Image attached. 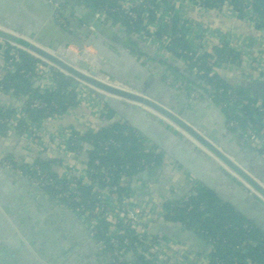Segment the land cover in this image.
<instances>
[{
	"label": "crops",
	"instance_id": "0c3cea01",
	"mask_svg": "<svg viewBox=\"0 0 264 264\" xmlns=\"http://www.w3.org/2000/svg\"><path fill=\"white\" fill-rule=\"evenodd\" d=\"M180 3L181 1L176 0L174 2L175 8L179 13H186L190 20L221 33H226L229 36H236L251 50H259L260 48L262 50L260 32L254 28L236 20L226 19L214 11L187 7ZM79 4L84 6L85 11L93 10L86 4ZM63 26H65V22H63ZM0 27L2 26L0 25ZM115 27L118 30L119 37L126 38L125 35L121 34L120 26L115 25ZM45 31L46 35H43V40L49 47L54 44L53 37L56 34L52 30L46 29ZM134 49L137 52V58L146 66L152 76L150 82L141 85L140 92L145 97L179 115L188 112L196 118L195 122L198 121L205 130L215 135L220 134V127L221 125L223 127V122L214 114L200 111L204 109L202 98L189 100L182 93L165 86L164 82L167 79L177 80L182 75L187 74L182 61L172 59L163 53L160 54L157 48L144 42L143 46ZM260 54L264 55V51ZM4 72V66L0 60L1 78ZM217 73L233 86L251 87L258 97H264V86L261 92L257 89L259 85L264 84V78L257 71L249 70L243 66L238 68L223 66ZM163 77H166V79L163 80ZM32 82L35 87H46V82L41 77L34 78ZM81 96L85 97L81 99L77 107L69 110L64 116L49 120L42 125V140L40 141L44 144L43 148L48 149L46 155L41 154L39 149L31 145L28 140L29 137H25L28 135L25 131L23 133L25 136L22 134L21 138L19 135L10 132L4 137H0V156H10L14 161L21 163L34 161L37 158L51 161L53 163L52 171L62 181L73 177H81L83 175L82 166L86 165L87 161L85 149L82 155L76 158L72 154L66 157L63 156L58 147L48 148V144L52 143V135L58 131L94 133L108 123L107 117H97L96 115L97 111L103 108L105 104L93 96L87 88ZM128 103L140 109L143 115H148L151 120L193 149L213 167L211 174L213 177L210 180L213 186L211 185L212 189L210 190L198 180H195L185 169L143 136L146 139V145L155 147L158 152L164 154L165 158L161 169L157 172H151L153 175L150 178L143 180L140 177L132 181L131 187L136 192L133 194L131 204L136 207L144 206L148 214H151L150 231L155 236L174 240L181 244L183 248H190L193 252L199 250L200 247L194 240H184L186 232H181L175 229V226L168 225L166 221L158 219L162 204L170 201L172 196H182L185 190L197 185L217 193L227 204H229L228 201L238 205L241 204L244 214L247 215L246 218L243 217L264 232V202L259 197L203 148L165 119L151 110ZM105 106L108 108L107 105ZM108 110L110 109L108 108ZM110 111V122H124L120 116L112 110ZM105 112L107 114L106 109ZM227 131L230 130L227 129ZM258 152L264 158V154ZM237 187L245 192L246 198L236 196L235 188ZM23 191L28 192V186L20 176H15L9 172H0V264H105L95 247H93L90 238L88 237L90 242L87 243L83 237L78 235L79 230L88 235L89 233L72 212H67L70 218L68 219L66 213L64 214V212L58 211V208L51 207L42 198H34ZM58 213L61 215L60 217L57 216ZM202 264H205V262Z\"/></svg>",
	"mask_w": 264,
	"mask_h": 264
},
{
	"label": "trees",
	"instance_id": "16d2710c",
	"mask_svg": "<svg viewBox=\"0 0 264 264\" xmlns=\"http://www.w3.org/2000/svg\"><path fill=\"white\" fill-rule=\"evenodd\" d=\"M148 1L155 9H158L160 2L170 8L173 6L172 0ZM192 1L198 5H203L206 9H216L222 3V0L215 2L213 0ZM77 2L86 4L91 9L102 6L114 7L117 0H79ZM233 3L240 4L238 10L240 18L244 14L242 5L247 4L264 19V0H233ZM148 19L149 21L154 19L153 12L150 13ZM109 21L119 25L121 34L125 35L126 38L133 37L139 30L144 31L145 37L151 35L142 27L141 20L131 22L124 18L112 16ZM180 22L179 18L171 20L170 35L172 39L167 47L166 55L182 61L186 67L187 74L177 79V81L184 80L187 83V91L182 93L184 97L187 98V93L192 90H200L206 93L208 90L231 89L239 97V100L233 104L234 106H225L218 96H214L213 102L226 116L228 112H231L232 114L228 118L239 120L242 126L247 128V124H251L252 129H264V97H258L251 87L233 86L217 73L223 66L241 67L240 54L229 49L226 45L217 46L210 42L206 52L198 58L199 63L198 59L192 60V58L187 57V54L193 53L195 55L198 51L193 52L194 43L190 45L186 42V37L179 28ZM260 29H263L262 24L255 28V30ZM163 34L165 31L159 29L154 35L156 39H160L163 38ZM2 49L4 61L12 60V62L10 70L4 68L5 72L0 84L12 90L13 98L10 101L0 99V137H4L10 131L8 120L10 121L16 113L14 103L19 98L26 100L21 106V119L16 123L13 130V133L19 136L24 131L30 130L31 124L39 123L53 115L62 117L80 103V94L75 89V82L72 78L55 70L51 75V84L45 88L35 87L32 82L33 79L41 77L35 73L37 72L36 67L43 65V62L30 53L0 40V50ZM13 57H16L17 60L13 61ZM194 67L198 69L195 77L192 73ZM201 72L202 74H200ZM27 74H31V76H27ZM162 79L165 80L166 77ZM33 102H39L45 106L43 108L33 107ZM234 107L237 108L235 112L231 110ZM103 108L107 110L105 117L109 121L98 131L94 133L71 132V138L76 139V142L91 143V149L86 150V165L88 169L94 172L92 181L100 183V178L104 175L103 169L110 176L111 184L114 185H117L123 176L132 183L134 179L140 178L146 170L159 171L165 158L164 154L158 152L153 146L148 147L146 139L129 124L121 121L110 122L109 113L111 114V111L105 105ZM256 150L264 154V146ZM5 158L20 167L24 168L25 166L21 162L14 161L10 156H5ZM33 162L47 170L57 183L65 182L59 180L55 172L52 171L53 163L51 161L37 158ZM34 175V172L24 170L26 179ZM92 189V186L83 187L81 189L82 195L87 198ZM45 192L55 195L51 189H46ZM92 207L93 204L89 203L88 208L91 209ZM160 207L162 208V218L168 225L175 226V229L181 232H188L191 237L196 238L200 248L194 253L203 255L205 264H264V232L237 213L217 193L197 185L185 190L182 196H172L170 201L165 202ZM74 208L75 206H70V209L74 210ZM105 228V226H99L97 239L105 237ZM126 235L130 237L132 243L137 242L132 232L127 230ZM187 250L193 252L190 248ZM136 261L139 264H156L151 258L138 254H136Z\"/></svg>",
	"mask_w": 264,
	"mask_h": 264
},
{
	"label": "built area",
	"instance_id": "2783aa9c",
	"mask_svg": "<svg viewBox=\"0 0 264 264\" xmlns=\"http://www.w3.org/2000/svg\"><path fill=\"white\" fill-rule=\"evenodd\" d=\"M48 1L57 7V4H54L51 0ZM74 1L77 2L79 0ZM175 1L176 0L171 1V4L173 5L171 8L160 2L158 9H155L148 0H117L116 6L92 8V13L96 18L105 23L108 22L112 16L124 18L131 22L141 20L142 27L151 35L145 37L144 31L139 30V32L133 37L145 44L153 45L159 50L160 54H166L167 47L172 39L170 35V29L172 27L171 20L173 18H179L181 20L179 28L183 31L186 37V42L190 45L194 43L195 51L193 50V52L198 51L195 55H193V53H188L187 57L196 61L206 52L207 45L210 42L217 46L226 45L229 49L240 54V60L243 67L255 72L257 71L262 78H264V55L260 54L264 51V19L257 11L252 10L247 4L242 5L244 7V14L243 17L240 18L238 13L240 4L236 5V3H233V0H222V3L218 8L207 9L218 13L226 19L239 21L254 29L256 26L262 24L263 29L257 30L261 35L262 42L260 39L259 40L263 46L262 50L261 48L259 50H251L244 45L242 40L238 37L229 36L226 33L210 29L205 25L190 20L186 13H179L174 6ZM180 1V4L187 7L206 9L203 5H198L192 0H179V2ZM213 1L215 2L216 0ZM151 12L154 14V19L149 21L148 17ZM110 23L111 21L107 24ZM159 29L164 30L165 34H163V38L156 39L154 34ZM0 30L9 32L4 27H0ZM16 48L22 50L18 47ZM69 48L70 47L66 48V51L63 53L64 55L69 53ZM82 55L83 54H81V56ZM92 55L95 56L96 54L92 53ZM81 56H79V60H81ZM75 59H77L76 55L74 60ZM0 60L2 61L4 68H9L10 70L12 60L4 61L3 49L0 50ZM16 60L17 58L13 57V61ZM41 61L43 62V65H38L36 67L37 72L35 73L41 75V78L44 79L47 86L52 82V72L58 69L46 61ZM95 68L99 69L98 64H95ZM197 72L198 69L194 67L192 69L194 77ZM200 74H202V72ZM27 76H31V74H27ZM101 77L104 78V80H102L104 82L109 80L104 75L100 76V78ZM74 82V87L80 94L79 97L83 99L85 96L81 95L85 92L87 86L79 81L74 80ZM164 83L165 86L171 88L173 91L180 93H185L187 91V83L184 80L177 81L167 79ZM187 95L189 100H199L202 96H205L212 101L214 96H218L219 99L224 102L225 106L229 105L231 107L239 100L238 95L231 89H218L215 91L208 90L206 93L200 90H192L189 91ZM12 98V90L7 86L0 84V99L10 101ZM25 101L24 98L15 100L14 107L16 108V113L10 121L8 120V127L11 131H9L10 133L14 132V126L21 119V106L24 105ZM32 106L43 108L45 105L40 104L39 102H33ZM231 110L235 112L237 111V108L234 107ZM231 114V112H228V115H225L226 127L239 136L240 145L253 150L261 149L264 145V129H252L251 124H247L248 127L246 128L242 126L239 120L228 118ZM96 115L97 117L103 116V118H105L106 112L103 108H100ZM57 118L60 117L53 115L45 118V120L39 123L31 124L30 130H26L28 135L25 136L23 134V136L27 138L29 137L28 140L31 142V145L39 149L41 154L46 155L48 151L47 148H43L44 144L40 141L42 140V125L49 120ZM71 132L72 131L62 130L54 133L51 137L52 143L48 144V148L52 149L58 147L63 156L66 157L67 155L72 154L76 158L82 155L84 149H91V143H84L82 141L76 142V139L71 138ZM22 164L25 165V169L7 160L4 156H0V172H10L15 176L24 177V170L32 171L35 175L27 179L31 186L43 191L51 189L55 192V195L47 194L52 197L53 201L56 202L59 207L71 211L77 217L79 222L89 233V237L91 238L97 253L101 256L105 264H139V262L136 261V254L151 258L156 264H202L205 262V257L203 255L188 252V250L183 248L178 242L160 238L150 231V223L152 222L151 214H148L143 206L136 207L131 204V199L136 190L131 187V183L127 177L123 176L120 182L117 185H114L111 184L110 176L105 173L103 169L102 172L104 175L100 178V183L98 181H92V175L94 172L91 171V169H88L87 165L84 164L82 166L83 175L81 177L69 178L68 180H65L62 185L57 183L49 175L47 170H44L33 161H25ZM145 172L151 171L146 170ZM88 186H92L93 189L90 196L85 198L82 195L81 189ZM184 201H186V198H184ZM89 203L93 204L91 209L88 208ZM71 205L75 206L74 210L70 209ZM162 215L163 214L160 211L158 219L163 220ZM100 225L106 227L104 230L105 237L97 239L96 236ZM127 230L133 233L137 242L132 243L130 237L126 235Z\"/></svg>",
	"mask_w": 264,
	"mask_h": 264
},
{
	"label": "water",
	"instance_id": "95a60500",
	"mask_svg": "<svg viewBox=\"0 0 264 264\" xmlns=\"http://www.w3.org/2000/svg\"><path fill=\"white\" fill-rule=\"evenodd\" d=\"M51 1L57 7L48 0H0V25L11 31L0 30V40L50 63L67 77L85 84L93 96L107 105L125 123L211 190L213 167L206 159L128 102L153 111L203 148L264 202V158L258 151L240 145L238 136L227 131L226 116L216 103L202 96L204 109L200 111L214 114L223 122L218 135L201 127L192 114L185 112L179 115L145 97L140 88L143 83L150 82L152 76L139 61L134 49L143 46V42L134 37H119L115 24L99 20L92 11H85L84 6L74 0ZM62 20L65 21V26ZM46 29L56 34L53 37L54 44L49 47L43 40ZM86 45L95 50L97 56L93 57L99 69L82 59L75 63L66 55L58 53L59 49H66L68 46L83 50ZM103 75L109 79L107 82L100 79ZM263 86L261 84L257 89L261 92ZM152 175L151 172H144L141 178L147 180ZM21 179L28 186V192L23 191L25 194L42 198L51 207L66 213V217L70 219L69 210L59 207L50 195L29 185L24 177ZM235 192L238 198H246L241 188H235ZM40 202L43 204L42 200ZM228 203L240 215L247 217L241 204L232 201ZM184 235L185 241L194 240L200 246L196 238L191 237L188 232Z\"/></svg>",
	"mask_w": 264,
	"mask_h": 264
},
{
	"label": "rangeland",
	"instance_id": "374dc122",
	"mask_svg": "<svg viewBox=\"0 0 264 264\" xmlns=\"http://www.w3.org/2000/svg\"><path fill=\"white\" fill-rule=\"evenodd\" d=\"M61 22L63 23V22H65V21L62 20ZM9 32H11V31H9ZM68 47H70L69 50H68V52H69V53H72L74 56L76 55V57H77V59L73 60V62H75V63L79 61L78 58H79V56H81V54H84V53H86V52L89 53V54H92V53L95 54V53H96L95 50H94L93 48L89 47L88 45L84 46V47H83V50H78L77 48H75V47H73V46H68ZM64 51H66V49H63V48H62V49H59V50H58V53L64 56V54H63ZM96 56H97V54H96ZM9 173H10V172H9ZM143 207H144V206H143ZM144 208H145V207H144ZM145 209H146V208H145Z\"/></svg>",
	"mask_w": 264,
	"mask_h": 264
},
{
	"label": "bare ground",
	"instance_id": "6f19581e",
	"mask_svg": "<svg viewBox=\"0 0 264 264\" xmlns=\"http://www.w3.org/2000/svg\"><path fill=\"white\" fill-rule=\"evenodd\" d=\"M66 57L69 59V60H71V61H73L74 60V58H75V56L74 55H72V54H66ZM81 59L83 60V61H85V62H87V63H89L90 65H92V66H95V64H97L96 63V60L94 59V57H93V55L92 54H89V53H85V54H83L82 56H81ZM101 80H104V78H100Z\"/></svg>",
	"mask_w": 264,
	"mask_h": 264
},
{
	"label": "flooded vegetation",
	"instance_id": "af4514ba",
	"mask_svg": "<svg viewBox=\"0 0 264 264\" xmlns=\"http://www.w3.org/2000/svg\"><path fill=\"white\" fill-rule=\"evenodd\" d=\"M59 211V210H58ZM61 213V212H60ZM57 216L58 217H60L61 215L58 213L57 214ZM78 235H80L81 237H83L84 238V240L88 243V241L90 242V240H91V238L89 237V235L87 234V233H85L84 231H81V230H79V234ZM90 238V240H89V238ZM91 243H93L92 242V240H91ZM93 245V244H92ZM94 247V246H93Z\"/></svg>",
	"mask_w": 264,
	"mask_h": 264
}]
</instances>
